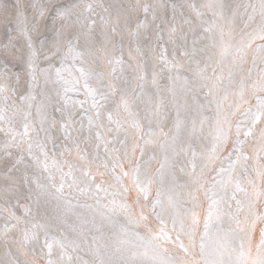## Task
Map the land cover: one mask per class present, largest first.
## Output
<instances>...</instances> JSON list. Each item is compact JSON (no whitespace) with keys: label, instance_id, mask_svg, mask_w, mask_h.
<instances>
[{"label":"snow or ice","instance_id":"6c2138e0","mask_svg":"<svg viewBox=\"0 0 264 264\" xmlns=\"http://www.w3.org/2000/svg\"><path fill=\"white\" fill-rule=\"evenodd\" d=\"M0 264H264V0H0Z\"/></svg>","mask_w":264,"mask_h":264}]
</instances>
